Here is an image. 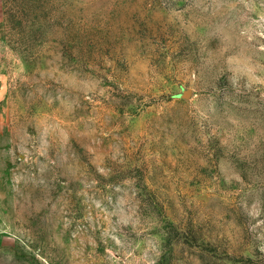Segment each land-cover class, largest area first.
Listing matches in <instances>:
<instances>
[{
  "label": "rangeland",
  "instance_id": "obj_1",
  "mask_svg": "<svg viewBox=\"0 0 264 264\" xmlns=\"http://www.w3.org/2000/svg\"><path fill=\"white\" fill-rule=\"evenodd\" d=\"M13 1L0 264H264V0Z\"/></svg>",
  "mask_w": 264,
  "mask_h": 264
},
{
  "label": "trees",
  "instance_id": "obj_2",
  "mask_svg": "<svg viewBox=\"0 0 264 264\" xmlns=\"http://www.w3.org/2000/svg\"><path fill=\"white\" fill-rule=\"evenodd\" d=\"M35 0H16L10 2V10L4 11L5 15H8L9 19L16 21L15 30L17 33H25L29 38L35 26L39 25L37 22L36 14L34 12ZM6 8V1L3 4Z\"/></svg>",
  "mask_w": 264,
  "mask_h": 264
}]
</instances>
